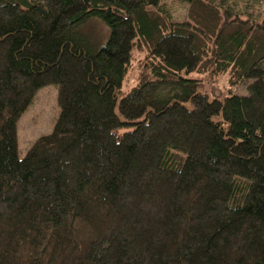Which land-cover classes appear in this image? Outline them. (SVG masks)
<instances>
[{"label":"trees","instance_id":"obj_1","mask_svg":"<svg viewBox=\"0 0 264 264\" xmlns=\"http://www.w3.org/2000/svg\"><path fill=\"white\" fill-rule=\"evenodd\" d=\"M163 1L0 0V264H264V0ZM221 75L247 94L211 98ZM49 85L54 128L19 158Z\"/></svg>","mask_w":264,"mask_h":264},{"label":"rangeland","instance_id":"obj_2","mask_svg":"<svg viewBox=\"0 0 264 264\" xmlns=\"http://www.w3.org/2000/svg\"><path fill=\"white\" fill-rule=\"evenodd\" d=\"M163 3L174 19L175 17H185L186 6L180 0H164ZM75 34L91 52H95L106 44L110 30L103 21L92 18L80 25L76 29ZM141 57H143L141 52L134 53L135 60L132 61V66L124 80L123 91L136 84L138 75L137 61ZM227 80V75L218 76L213 82L205 80L203 81L202 90L208 93L211 98L218 99H223L229 94L239 96L247 94L245 85L241 84L236 88H230ZM58 112L56 86L49 85L40 89L17 122L19 158L25 156L31 145L38 138L49 135L52 132Z\"/></svg>","mask_w":264,"mask_h":264}]
</instances>
